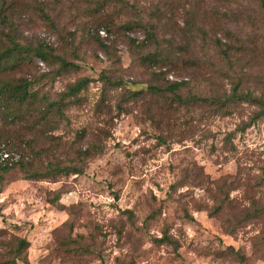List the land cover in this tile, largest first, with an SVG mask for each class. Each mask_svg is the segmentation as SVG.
Listing matches in <instances>:
<instances>
[{
    "label": "rangeland",
    "instance_id": "rangeland-1",
    "mask_svg": "<svg viewBox=\"0 0 264 264\" xmlns=\"http://www.w3.org/2000/svg\"><path fill=\"white\" fill-rule=\"evenodd\" d=\"M4 4L0 49L9 37L27 50L41 44L65 68L31 54L0 74L26 79L34 94L33 105L0 113V138L32 153L0 170V264H12L19 239L27 245L13 264H264V216L246 215L264 206V115L242 132L256 105L221 116L196 103L239 81L263 95L257 2ZM216 39L234 47L230 60ZM156 51L180 63L145 59ZM174 81L184 84L164 89Z\"/></svg>",
    "mask_w": 264,
    "mask_h": 264
},
{
    "label": "trees",
    "instance_id": "trees-1",
    "mask_svg": "<svg viewBox=\"0 0 264 264\" xmlns=\"http://www.w3.org/2000/svg\"><path fill=\"white\" fill-rule=\"evenodd\" d=\"M105 1V0H101ZM258 4V8L260 11L264 14V0H255ZM10 8V5L7 6L4 4V0H2V3L0 4V18L3 21L7 22V14L4 13L6 10ZM48 18V16H46ZM196 17V13L191 12L190 13V19L193 20ZM192 21H190L187 24H191ZM212 26H216L214 22L210 24ZM92 27H89V30L92 31ZM99 29H106V28H95V33L98 35ZM147 33L151 36L152 34L150 33L149 30H147ZM227 40L231 39L230 37H225ZM11 43V44H10ZM8 44L4 47H1L0 49V74L4 72L5 70H9L13 68L19 61L25 60L29 58V56L32 54V57L38 58L42 61H49V59H55L61 61V68L64 69L65 62L62 61V59L58 55H54L51 53L47 48H45L43 45L39 44L38 46H35L32 50H27L26 47L18 44L14 40H10V37L8 38ZM213 46L218 50L217 54L222 56L223 59L230 60L229 54L232 52V47L230 43H222L220 39H216L213 41ZM188 47H183V51H188ZM235 51H238L241 49L236 48L234 49ZM177 55V54H176ZM176 55H169V54H164L162 52H153L150 54H147L145 56V59L149 61H154V62H160L161 64L164 65H169L172 67H176L180 62L177 61L178 57ZM220 56V57H221ZM193 59L189 60V63L192 62ZM67 65V64H66ZM82 82H79L75 84L72 87V90H78L82 86ZM184 84L183 81L180 82H168L165 86L164 89H170V90H176L180 86ZM241 85V82H236L234 84L233 89L229 94L226 93H218V91H215L213 94H210L209 96L205 98H199L196 103L200 105V107L203 106H208L213 108L211 111L215 115H228L233 113L239 104L241 103H247L251 105H256L259 107V112L256 113L248 122H245L242 124V126L239 128V131H244L246 127L250 126L252 123H254L259 117L264 115V93L263 95L256 96L252 92L245 91L242 92L239 90ZM153 91H157L158 93L161 92V88L159 86H154L152 87ZM34 94L30 90V83L26 79H12L7 77L2 78L0 77V113H3L5 109L14 108L16 106L22 107L26 102L28 105H33L31 103L32 98ZM182 98V97H181ZM180 100V99H179ZM181 101V100H180ZM183 103H188L189 101L183 100ZM47 105L50 107H54L56 104L54 103H47ZM45 113V108L43 109ZM233 133H229V135L226 137L225 142L230 143V137H232ZM160 140H163L161 137H159ZM4 144L7 150H24L27 149L28 153L30 154L29 158L27 160L22 159L20 162L14 164L13 166H1L0 165V170H9L21 165H24L28 163L31 160L32 153L30 151L29 145L27 144L26 141H22L20 143L12 144L10 142V139L8 138H0V145ZM231 144V143H230ZM23 152V151H22ZM72 171H76L75 169ZM264 179V177H263ZM58 198V197H57ZM223 202V200H222ZM246 215L252 216V217H263L264 216V206H260L259 204L253 203V210L251 212H246ZM27 245V241L25 239H19L17 240V245L12 249V258L13 262H15L16 259L21 258V253L24 250V248ZM235 252V251H233Z\"/></svg>",
    "mask_w": 264,
    "mask_h": 264
},
{
    "label": "built area",
    "instance_id": "built-area-1",
    "mask_svg": "<svg viewBox=\"0 0 264 264\" xmlns=\"http://www.w3.org/2000/svg\"><path fill=\"white\" fill-rule=\"evenodd\" d=\"M99 33L105 35L103 30H99ZM0 148V165L1 166H13L14 164L20 162L22 159L27 160L28 154L22 152L21 150H7L5 145Z\"/></svg>",
    "mask_w": 264,
    "mask_h": 264
}]
</instances>
